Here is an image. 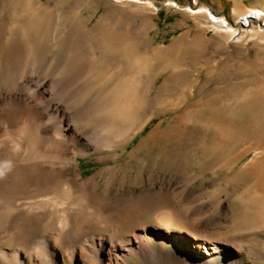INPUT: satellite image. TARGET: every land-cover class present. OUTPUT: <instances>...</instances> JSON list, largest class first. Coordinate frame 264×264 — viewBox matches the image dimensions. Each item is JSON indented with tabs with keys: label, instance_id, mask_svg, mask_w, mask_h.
Listing matches in <instances>:
<instances>
[{
	"label": "rangeland",
	"instance_id": "374dc122",
	"mask_svg": "<svg viewBox=\"0 0 264 264\" xmlns=\"http://www.w3.org/2000/svg\"><path fill=\"white\" fill-rule=\"evenodd\" d=\"M154 2L0 0V41L28 45L20 79L43 57L53 75L79 74L87 120L136 112L127 145L79 156L84 177L114 180L127 230L167 214L172 227L219 240L231 264H264V28L229 38L189 7L234 25L249 7L264 14V0ZM84 28L93 34L76 42Z\"/></svg>",
	"mask_w": 264,
	"mask_h": 264
},
{
	"label": "bare ground",
	"instance_id": "6f19581e",
	"mask_svg": "<svg viewBox=\"0 0 264 264\" xmlns=\"http://www.w3.org/2000/svg\"><path fill=\"white\" fill-rule=\"evenodd\" d=\"M189 7L206 14L229 38L264 28L260 7H249L242 15L247 21L234 25L209 6L195 2ZM92 34L84 28L76 42ZM27 46L0 41V264H136L137 255L149 264L169 259L231 264L233 255L219 240L176 229L167 214L127 230L115 205L114 180L104 184L84 177L79 156L127 145L137 128L136 112L115 106L107 114L112 123L106 124L103 113L87 120L78 100L79 74L53 75L56 71L43 57L33 69L37 73L20 79ZM172 236L178 241L173 240L169 258L165 239Z\"/></svg>",
	"mask_w": 264,
	"mask_h": 264
},
{
	"label": "built area",
	"instance_id": "2783aa9c",
	"mask_svg": "<svg viewBox=\"0 0 264 264\" xmlns=\"http://www.w3.org/2000/svg\"><path fill=\"white\" fill-rule=\"evenodd\" d=\"M262 15H264V14H262ZM243 18H244V19H243V21L245 20L244 22H246V21H247V19H246L245 17H243Z\"/></svg>",
	"mask_w": 264,
	"mask_h": 264
}]
</instances>
